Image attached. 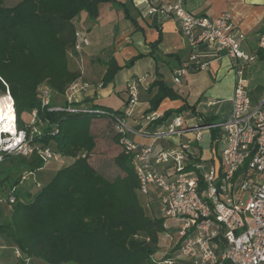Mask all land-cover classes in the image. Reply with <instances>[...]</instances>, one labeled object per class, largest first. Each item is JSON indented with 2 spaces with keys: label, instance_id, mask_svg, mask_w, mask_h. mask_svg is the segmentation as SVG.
I'll return each mask as SVG.
<instances>
[{
  "label": "trees",
  "instance_id": "1",
  "mask_svg": "<svg viewBox=\"0 0 264 264\" xmlns=\"http://www.w3.org/2000/svg\"><path fill=\"white\" fill-rule=\"evenodd\" d=\"M105 2L112 0H0V92H5L7 86L19 128L26 127L23 116L28 115L29 119L32 109H37L42 135L34 136L33 144L49 146L72 158L70 163L57 168L33 196L20 200L15 187L22 175L45 164L36 153L29 157H4L11 162L10 170L14 172L3 176L8 192L0 194V198L8 199L14 189L15 201L8 209V220L0 223V233L24 258L35 257L48 264H166L165 260L171 264H191L176 257L174 250L178 245L162 258L154 257L166 218L146 214L138 198V181L130 156L120 144L119 135L113 131L112 140L118 149L113 156L118 171L114 176L99 172V163L92 158L97 144L92 124L100 118L110 120V115L122 114L123 110L96 104H91L89 112L41 106L40 86H47L52 97H62L67 87L80 79V71L69 66V51L75 37L72 20L81 11L95 19L99 5ZM159 42L160 35L151 43L152 50ZM134 60L124 66H130ZM121 67L110 57L102 86L112 82ZM150 88H156V93L145 114L156 111L163 99L179 97L160 79ZM128 102L129 98L124 105ZM53 105L51 99L50 106ZM184 111L196 114L195 104L185 102L174 110H166L146 126V133H155L169 117ZM199 115L203 122H216L213 115ZM209 133L213 140L218 130L211 129ZM23 260L20 258L19 263L23 264Z\"/></svg>",
  "mask_w": 264,
  "mask_h": 264
},
{
  "label": "built area",
  "instance_id": "2",
  "mask_svg": "<svg viewBox=\"0 0 264 264\" xmlns=\"http://www.w3.org/2000/svg\"><path fill=\"white\" fill-rule=\"evenodd\" d=\"M147 15L159 14L177 20L178 30L190 46L207 44L226 52L231 58L234 75L231 109L223 120L215 123H187L182 114L168 118L164 127L146 133L145 127L159 115L149 112L142 116L143 126L135 128L126 120L136 100L135 85L129 86V102L122 114L110 115L114 133L129 154L138 181L137 194L146 199L145 205H156L160 216L173 219L177 225V257L191 264H264V98L253 104L248 92L247 70L256 58V51L247 53L241 48L244 34L235 30L230 15H196L187 11L184 0H152ZM86 35L75 31L69 56L80 54L89 44ZM258 49H264V29L259 34ZM194 60V56L190 58ZM185 67L174 71V82H180ZM93 85L81 79L71 83L63 97L66 105L50 106L52 94L47 86H40L41 106L52 110L89 112L90 103H74L72 95ZM101 82L96 85L100 88ZM0 99L12 96L6 86ZM41 121L37 109H32L25 128H19L14 118L7 126L0 122V163L5 156L29 157L39 155L44 164L61 161L64 156L49 146L32 143L41 136ZM217 129L213 144L222 143L219 160H206L192 149L202 140L204 131ZM190 133L191 138L178 140L174 146L162 147L158 141L169 136ZM148 137L141 143L135 137ZM28 173V172H25ZM23 174L21 180L26 178ZM29 174V173H28ZM14 191V189H13ZM0 198L7 206L15 201ZM16 258L22 253L14 248ZM25 261H27L25 259ZM164 263L171 264L165 260Z\"/></svg>",
  "mask_w": 264,
  "mask_h": 264
},
{
  "label": "crops",
  "instance_id": "3",
  "mask_svg": "<svg viewBox=\"0 0 264 264\" xmlns=\"http://www.w3.org/2000/svg\"><path fill=\"white\" fill-rule=\"evenodd\" d=\"M112 2L101 3L98 16L95 19L90 18L86 11H81L72 20L75 31L84 33L89 44L81 50L80 54L69 56V66L80 71L81 80L88 81L93 85L88 90L74 93L72 95L73 102L123 110L124 103L129 98V86L134 84L136 100L131 106L126 120L130 125L139 128L144 124L142 116L150 107L149 100L156 93V88L152 89L150 85L160 79L179 97L174 100L163 99L154 111L157 115L161 116L166 110H174L186 102L189 105L195 104L196 114L189 111L180 113L189 124L202 122L199 114L213 115L216 117V121L223 120L231 109L234 87L230 56L207 44L190 46L188 40L179 33L175 18L145 13L147 5L152 0H112ZM184 7L196 15L215 17L223 12L230 15L234 29L244 34L241 48L247 53L256 51V59L249 64L247 70L248 92L253 104L260 103L264 98V49H258L256 43H258L259 34L264 29V0H184ZM159 35L160 42L156 49L152 50L151 43ZM192 56H194V60L190 59ZM110 57H113L122 67L112 82L98 88L96 85L101 82L106 62ZM133 58L135 60L130 66H124ZM179 67H185L186 73L177 83L173 80V74ZM52 99L56 105L67 104L63 96L54 95ZM100 119L105 120L97 122ZM100 119H96L97 121L95 120L96 122L94 121L92 124L95 139H97L96 135L103 138L109 136L105 127L111 124L110 120ZM189 135L191 138L192 135ZM185 136H169L158 143L162 147L174 146L178 140L188 139ZM134 139L141 143L151 142L148 137L138 136ZM113 144L117 147V143L113 141ZM199 144L200 142L198 145L192 144V149L198 152L202 158L219 160L222 143L214 145L210 133V151L207 155L203 154L202 146ZM96 160L98 162V159ZM103 164V162L99 164V170ZM60 167L55 163L48 162L41 169L36 170L37 177L46 176L44 183H40V185L36 178L33 179L36 186L40 188L47 183L48 179H51L57 168ZM49 168L54 169V173L51 175L43 172L44 169ZM27 179L26 177L24 181ZM36 192L31 184L30 189L25 193L26 199ZM8 209L9 206L6 203L0 202L1 223L8 220L10 213ZM12 246L10 240L0 233V264H6L1 251ZM30 259L26 258V260ZM24 262L25 259L23 264H25Z\"/></svg>",
  "mask_w": 264,
  "mask_h": 264
},
{
  "label": "rangeland",
  "instance_id": "4",
  "mask_svg": "<svg viewBox=\"0 0 264 264\" xmlns=\"http://www.w3.org/2000/svg\"><path fill=\"white\" fill-rule=\"evenodd\" d=\"M11 4V3H9ZM1 95V94H0ZM61 100H63L61 98ZM53 101V99H52ZM54 104V102H53ZM56 104H54L55 106ZM23 118L25 119V121H28V115H24ZM105 119H100V120H96L97 122L100 121H104ZM95 121V122H96ZM196 121H199L196 119ZM200 123V122H197ZM105 129L109 132V136H107L106 138H103L102 136L100 137L99 135H96V142H97V147L95 149L94 152V156H92V158L98 159V163L101 164L102 162L104 163L101 167V170H99V172L101 173H106L109 176H114L118 171L117 168L115 166V164L113 163V155H115L118 152V149H115L117 147L114 146L113 144V140H112V134H113V130H112V124H109L105 127ZM96 132V130H95ZM190 133H188V135H186V138H189ZM202 146V151L204 155H207L210 151V146H209V131H204L203 136H202V140L200 141V144ZM72 161V158L70 157H64L62 158L61 161L57 162V161H50L52 163H55L59 166H63L65 164H68ZM101 162V163H100ZM10 166H11V162L7 161V160H3L0 163V194L5 195L8 192V188H7V184L5 181H3V176L6 175H11V172H14V170H10ZM48 170V171H47ZM43 172H47L49 173V175H51L52 173H54V169L49 168V169H44ZM26 177L28 178L26 181H22L21 183H19L17 185V187L15 188V194L18 196V198L20 200H26V191H28L31 187V184L33 186V189L35 191H38L39 186H36V182L33 181V179L36 178V181L40 183H44V179H46V176L43 177H37L38 175H36L37 173L34 171L31 173V175H29L28 173H25ZM8 182V181H7ZM34 182V183H33ZM138 198L142 204V206L144 207V210L146 212L147 215H150L152 217H161L160 214L158 213L157 209H156V205L152 207H147L145 205L146 203V199L141 196L138 195ZM10 209V208H9ZM1 223V221H0ZM177 230H178V225L177 223L173 220V219H166L165 220V231L160 234V238H159V250L158 252L155 254L154 257L156 258H162L167 252L174 250L173 249V241L172 238L174 239V241L177 240L178 236H177ZM15 247H11L8 249H4L1 252L6 264H21L19 263V259L16 258L15 256V251H14ZM174 254L177 257V250H174ZM25 256L22 255L21 259H26L24 258ZM178 258V257H177ZM25 264H48L45 261L32 257L30 260H27L24 262Z\"/></svg>",
  "mask_w": 264,
  "mask_h": 264
},
{
  "label": "bare ground",
  "instance_id": "5",
  "mask_svg": "<svg viewBox=\"0 0 264 264\" xmlns=\"http://www.w3.org/2000/svg\"><path fill=\"white\" fill-rule=\"evenodd\" d=\"M14 118V112L10 105L9 99H0V122H3L5 126L9 124Z\"/></svg>",
  "mask_w": 264,
  "mask_h": 264
}]
</instances>
